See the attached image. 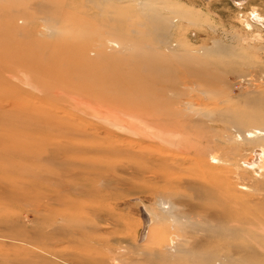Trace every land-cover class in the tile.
Listing matches in <instances>:
<instances>
[{
	"label": "rangeland",
	"instance_id": "obj_1",
	"mask_svg": "<svg viewBox=\"0 0 264 264\" xmlns=\"http://www.w3.org/2000/svg\"><path fill=\"white\" fill-rule=\"evenodd\" d=\"M261 149L264 0H0V264H264Z\"/></svg>",
	"mask_w": 264,
	"mask_h": 264
},
{
	"label": "bare ground",
	"instance_id": "obj_2",
	"mask_svg": "<svg viewBox=\"0 0 264 264\" xmlns=\"http://www.w3.org/2000/svg\"><path fill=\"white\" fill-rule=\"evenodd\" d=\"M88 64V61L86 62ZM91 65H94V64H91ZM162 122V121H161ZM157 140H159V142H162V143H165V144H169V145H174L175 144V139L174 138H171L172 136L170 135V133H166V134H161L160 133H157L155 134L154 136ZM180 146V145H178ZM183 147V146H182ZM177 148V147H176ZM194 149V148H193ZM193 149L192 147H184V148H179L178 147V151L186 156H190V154L193 152ZM259 150V149H258ZM195 152V151H194ZM193 152V153H194ZM261 157H259L258 155L254 156L255 158H252V160L249 161V164L251 163L253 166H257V168L259 167L260 171H262V173H264V149H261ZM251 156V157H253ZM215 157V156H214ZM214 157H211V158H214ZM195 158V157H194ZM197 158V157H196ZM195 158V159H196ZM190 159H192V157H190ZM213 160V159H212ZM215 161V160H214ZM217 161V160H216ZM251 165V166H252ZM208 165H206L205 169L207 171H209L210 169L207 167ZM205 170V171H206ZM216 214V213H215ZM213 215V214H212ZM150 219H148L149 221ZM232 220V219H231ZM146 222V220H145ZM146 224V223H145ZM237 224V223H236ZM142 231H143V235H147L148 234V231H149V227H142Z\"/></svg>",
	"mask_w": 264,
	"mask_h": 264
}]
</instances>
